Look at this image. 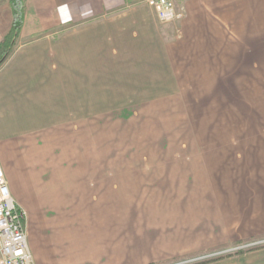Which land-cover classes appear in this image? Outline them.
Masks as SVG:
<instances>
[{
    "label": "crops",
    "instance_id": "1",
    "mask_svg": "<svg viewBox=\"0 0 264 264\" xmlns=\"http://www.w3.org/2000/svg\"><path fill=\"white\" fill-rule=\"evenodd\" d=\"M175 1L183 18L164 24L145 0H24L0 66V168L34 264H185L264 237V120L193 123L172 152H80L112 129L102 115L214 80L263 0ZM206 264H264V247Z\"/></svg>",
    "mask_w": 264,
    "mask_h": 264
},
{
    "label": "rangeland",
    "instance_id": "2",
    "mask_svg": "<svg viewBox=\"0 0 264 264\" xmlns=\"http://www.w3.org/2000/svg\"><path fill=\"white\" fill-rule=\"evenodd\" d=\"M260 2L261 9L257 10L260 12H245L247 32L230 33L229 50H225L228 57L224 58V66L215 67L214 80L183 83L186 97H154L147 109L134 107L144 112L130 113L132 108L119 107L117 113L102 115V120L109 122L112 129L86 131L80 152L84 148L89 154L159 152V149L172 152L175 148L172 139L189 138L193 123L264 120V0ZM176 5L184 13L183 7ZM9 22L7 0H0V40ZM157 139H167L171 144L150 146ZM234 245L227 249L229 253L233 249L264 246V237ZM197 258H190L196 261L185 264L207 259ZM181 261L184 259L163 264Z\"/></svg>",
    "mask_w": 264,
    "mask_h": 264
},
{
    "label": "built area",
    "instance_id": "3",
    "mask_svg": "<svg viewBox=\"0 0 264 264\" xmlns=\"http://www.w3.org/2000/svg\"><path fill=\"white\" fill-rule=\"evenodd\" d=\"M145 4L155 12L161 23L175 22L183 17V12L178 9L174 0H145ZM24 219L25 211L19 208L12 198L0 168V264H34ZM225 252L229 253L228 250H223L215 254H226ZM202 257L208 259L215 256Z\"/></svg>",
    "mask_w": 264,
    "mask_h": 264
},
{
    "label": "trees",
    "instance_id": "4",
    "mask_svg": "<svg viewBox=\"0 0 264 264\" xmlns=\"http://www.w3.org/2000/svg\"><path fill=\"white\" fill-rule=\"evenodd\" d=\"M7 5L10 9V22L6 27V29L1 33L2 39L0 40V66L13 50V46L15 44L16 38L19 34L23 22V14H24V0H7ZM260 247H264V246L262 245L250 249H239L231 253H226L219 256L211 257L191 264H206L230 256H239L247 251L257 249Z\"/></svg>",
    "mask_w": 264,
    "mask_h": 264
}]
</instances>
